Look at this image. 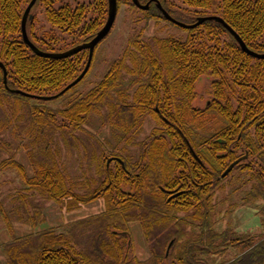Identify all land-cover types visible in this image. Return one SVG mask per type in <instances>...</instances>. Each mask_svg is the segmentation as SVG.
Instances as JSON below:
<instances>
[{
  "label": "trees",
  "instance_id": "16d2710c",
  "mask_svg": "<svg viewBox=\"0 0 264 264\" xmlns=\"http://www.w3.org/2000/svg\"><path fill=\"white\" fill-rule=\"evenodd\" d=\"M30 1L0 0V63L7 73L4 84L0 70V109L7 108L12 121L24 125L15 129L30 140L33 173L28 176L12 158L0 163V173L12 169L23 183L12 200L15 218L36 227L42 221L40 209L31 206L36 197L67 211L103 200L104 211L60 233L46 230L21 239L2 214L14 237L3 248L8 264H264V60L244 53L218 22L205 21L190 30L178 27L187 32L184 41L142 40L141 32L131 36L98 83L81 91L93 54L85 77L63 92L84 70L88 51L65 59L34 54L21 36ZM58 1L37 0L32 8L42 5L48 31L42 26L38 34L34 21L26 27L31 43L48 54L88 43L107 19L108 0L55 8ZM138 1L149 3L148 9L117 0V13L123 3L139 22L173 25L157 2L185 25L218 17L251 52L264 55V0ZM203 77L211 79V99L197 109L195 87ZM22 111L26 117L18 115ZM103 113L121 146L108 147L88 135L93 144L81 149L77 135L85 133L91 116ZM147 118L154 127L136 142ZM0 125L10 127L7 121ZM127 147L137 152L131 155ZM68 148L84 151L87 158L79 157V164L87 170L92 163L93 175L84 172L80 181L70 177L62 163ZM234 173L246 179L243 204L257 207L261 233L215 230L214 196ZM30 207L32 216L25 210ZM130 223L139 225L148 244L144 261L131 254Z\"/></svg>",
  "mask_w": 264,
  "mask_h": 264
},
{
  "label": "rangeland",
  "instance_id": "374dc122",
  "mask_svg": "<svg viewBox=\"0 0 264 264\" xmlns=\"http://www.w3.org/2000/svg\"><path fill=\"white\" fill-rule=\"evenodd\" d=\"M91 2L92 0H59L55 3V8L63 5L73 7L77 3L89 4ZM176 5L182 7L179 3H176ZM42 12L43 7L41 4L37 5L31 12L33 16L32 21L36 23L35 29L38 30V34L42 32V26L45 28L43 31H48L50 29V26L43 19ZM133 19L135 21H133ZM138 19L137 15H135L127 5L122 3L118 6L115 24L109 35L97 47L91 69L85 77L84 82L78 88L79 90L86 91L93 88L96 83H98L106 72L108 65L120 57L128 39L133 35L141 32L142 40L168 36L180 41L186 39V31L170 25L167 22L153 20L145 24L139 22ZM210 81L211 79L206 77L197 81L195 87L197 96L193 102L194 108H204L206 103L211 99ZM10 115L13 116L12 112L7 108L4 110L0 109V124L7 121L10 126L3 129L0 128V163L8 158H12L24 166L28 176H32L33 173L27 157V151L31 148L30 140L23 137L24 135H19V132H17L15 128L18 126L22 129L24 125L16 124L12 121ZM18 115L20 117H26V112L22 111ZM105 119L104 113L100 116H91L89 118L88 123L84 126L85 133L77 135L81 149L85 147L87 151L90 150L89 146L93 144L94 140L92 141V139L88 138V135H94L99 142L108 147H116L119 144V146H121L122 143H120L118 134L117 136L114 135L115 131H112ZM153 127L154 122L150 118H147L140 128L139 134L135 135V141L139 143L142 142ZM127 149L131 155L137 152L136 147H127ZM83 153L84 151L80 150L79 153H77L68 148L66 152L62 154V163L66 171L70 177L76 181L84 179L82 178L84 172L88 176L94 174L92 163L88 164L87 170H84L79 164V157L82 160L87 158ZM90 153L91 151L87 152V156ZM245 180L243 175L234 173L233 177L224 181L221 185L222 187L216 191L214 202L217 212V224L215 225V230L217 232L230 229L241 235H255L261 233L260 218L256 212L257 207L255 205L243 204L244 190L248 187V185L244 184ZM20 189H23V183L14 170L5 169L0 173V264H8L7 258L3 253V248L14 243V237L17 239L26 238L46 230L60 233L68 226L99 215L104 211L103 200L84 205L79 209L67 211L62 205L45 202L41 198L36 197L34 202L32 201L31 206H37L40 209L42 221L33 228L29 224L18 222L15 218L18 214L15 211L16 203H13L12 200L18 195L17 193ZM25 210L29 216L33 215L31 207ZM2 214L8 216L9 219L12 220L14 237L6 229L2 220ZM129 230L132 241L131 254L139 261L146 260L149 256V249L141 228L136 223H130Z\"/></svg>",
  "mask_w": 264,
  "mask_h": 264
},
{
  "label": "water",
  "instance_id": "95a60500",
  "mask_svg": "<svg viewBox=\"0 0 264 264\" xmlns=\"http://www.w3.org/2000/svg\"><path fill=\"white\" fill-rule=\"evenodd\" d=\"M36 1L37 0H31L30 1V3L28 4V6L26 7V9L23 13L22 20H21L22 41L29 47V49L34 54H36L39 57H43V58L65 59V58H69L73 55H76L79 52L88 51V60H87V63L85 65L84 70L70 85H68L66 87V89L63 91V92H65L66 90H68V89L74 87L75 85H77L78 83H80V81L85 77V75L87 74L88 69L90 67V64L92 62V58H93L95 48L111 32L113 25L115 23L116 16H117V0H108V10H107L106 22H105L104 26L102 27V29L100 31H98V33L95 35V37L91 41H89L88 43H85L83 45L77 46V47H75L69 51H66L64 53H61V54H48V53H44L42 51H39L31 43V41L29 40V38L27 36L26 24H27L28 20H32V16L30 15V12H31V9L33 8L34 4L36 3ZM132 3L134 4V6L136 8H138L139 10H143V11H146L149 7V3L146 5H141L138 0H132ZM156 6L160 10V12L162 13V16L164 17V19L166 21H168V22L172 23L173 25L180 27L182 29H186V30L193 29V28L201 25L205 21L218 22L236 40V42L238 43V45L240 46V48L242 49V51L244 53L248 54L249 56H251L255 59L264 60V55H259V54L251 52L245 46V44L242 42V40L238 37V35L231 28H229L220 18H218V17L199 18V19H197L195 24L185 25V24L179 23V22L175 21L174 19H172L165 11L162 10L159 3L156 2ZM0 70L2 72L3 83L6 84L7 73H6L5 67L1 63H0ZM16 93L21 94V95H25L24 93L19 92V91H16ZM231 169H232L231 166L228 169H226V171L223 173L222 177L227 176L230 173Z\"/></svg>",
  "mask_w": 264,
  "mask_h": 264
}]
</instances>
